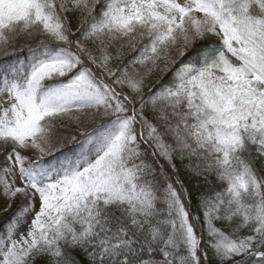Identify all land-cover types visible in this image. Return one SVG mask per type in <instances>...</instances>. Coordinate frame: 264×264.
<instances>
[{"label":"snow or ice","instance_id":"obj_1","mask_svg":"<svg viewBox=\"0 0 264 264\" xmlns=\"http://www.w3.org/2000/svg\"><path fill=\"white\" fill-rule=\"evenodd\" d=\"M0 198V264H264V0H0Z\"/></svg>","mask_w":264,"mask_h":264},{"label":"rangeland","instance_id":"obj_2","mask_svg":"<svg viewBox=\"0 0 264 264\" xmlns=\"http://www.w3.org/2000/svg\"><path fill=\"white\" fill-rule=\"evenodd\" d=\"M19 203V200H17L15 203H13L12 207L9 208L6 213L13 214L16 211V205ZM6 205V201L0 198V212H5L4 208Z\"/></svg>","mask_w":264,"mask_h":264},{"label":"trees","instance_id":"obj_3","mask_svg":"<svg viewBox=\"0 0 264 264\" xmlns=\"http://www.w3.org/2000/svg\"><path fill=\"white\" fill-rule=\"evenodd\" d=\"M21 59L23 58L22 55L20 57ZM13 63H15V60L12 61ZM12 214L10 213H6V212H0V222H3L4 220L8 219L9 217H11Z\"/></svg>","mask_w":264,"mask_h":264}]
</instances>
